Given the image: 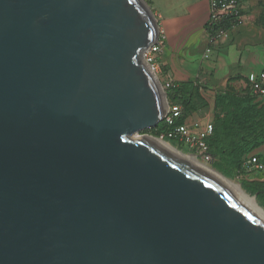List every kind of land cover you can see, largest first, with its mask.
I'll return each mask as SVG.
<instances>
[{"label":"water","instance_id":"95a60500","mask_svg":"<svg viewBox=\"0 0 264 264\" xmlns=\"http://www.w3.org/2000/svg\"><path fill=\"white\" fill-rule=\"evenodd\" d=\"M143 0H0V264H264V221L139 131L169 101Z\"/></svg>","mask_w":264,"mask_h":264},{"label":"crops","instance_id":"0c3cea01","mask_svg":"<svg viewBox=\"0 0 264 264\" xmlns=\"http://www.w3.org/2000/svg\"><path fill=\"white\" fill-rule=\"evenodd\" d=\"M152 3L164 36L162 50L156 55L164 80L173 84L196 81L203 71L202 78L207 84L227 86L232 77H241L239 81L244 82L263 71V16L249 15L246 23L232 29L229 39L216 44L207 58L210 0H152Z\"/></svg>","mask_w":264,"mask_h":264},{"label":"rangeland","instance_id":"374dc122","mask_svg":"<svg viewBox=\"0 0 264 264\" xmlns=\"http://www.w3.org/2000/svg\"><path fill=\"white\" fill-rule=\"evenodd\" d=\"M143 1L146 2L153 11V3H150L152 0ZM244 4L247 20L251 14L264 17V0H244ZM209 57L210 55L207 58ZM160 72V68L158 67L155 74L162 83L165 80L162 78ZM202 72L203 71H200L201 75L196 77L202 97L197 100V109L195 111H188L186 114V123L190 128L203 129L205 125L209 123L215 125L218 119H222L228 123L233 131L250 129L253 123H258L259 121L262 122L264 128V96L248 94L247 90L248 85H250L258 75L244 82L239 81L240 77H238V81L231 84L228 83L227 86H212L207 84L206 80L202 78ZM213 73L214 71L212 74ZM233 116L240 117L243 121L236 120ZM134 136L135 138H142L145 136L158 137L148 129L139 131ZM158 138L168 141L183 153L194 156L201 163L208 165L231 181L239 184L246 193L255 197V199L256 195L250 194L245 189V186L253 188L264 187V171H247L243 167V162L251 155H264V135L258 136V138L252 137L245 139L238 143V146L234 149V155H237V159H240L239 166L238 160L235 157L218 154L215 155L214 160L212 158L213 161L207 162L202 159L199 153L185 144L180 147L164 136L162 137L160 135Z\"/></svg>","mask_w":264,"mask_h":264},{"label":"built area","instance_id":"2783aa9c","mask_svg":"<svg viewBox=\"0 0 264 264\" xmlns=\"http://www.w3.org/2000/svg\"><path fill=\"white\" fill-rule=\"evenodd\" d=\"M243 3L242 0H210V17L207 23L208 43L205 48V57L211 54L216 44L229 38L232 29L246 23L247 17ZM163 43L164 36L160 33L158 40L143 53L145 61L151 65L154 72L159 67L156 55L162 50ZM162 85L166 90L173 85V82L165 80ZM252 91L264 95V71H261L258 78L252 82ZM181 116L182 107L169 101L162 120L168 129L161 136L177 139L199 153L205 161H211L213 157L209 152L207 139L214 131L213 124L209 123L203 129H192L187 123L177 122ZM243 167L249 171H264V162L259 157L253 156L243 162Z\"/></svg>","mask_w":264,"mask_h":264},{"label":"trees","instance_id":"16d2710c","mask_svg":"<svg viewBox=\"0 0 264 264\" xmlns=\"http://www.w3.org/2000/svg\"><path fill=\"white\" fill-rule=\"evenodd\" d=\"M150 3L152 2L150 1ZM245 80L246 79H244V81ZM236 81H238V77H232L230 78L228 83L231 84ZM200 90L201 89L197 81L175 82L172 86L166 89L167 97L170 103L179 104L182 107V116L177 120L178 123H186L187 112L195 111L197 109V100L198 98L202 97ZM247 90H248V94L264 96V95L256 94L252 91V83L248 85ZM233 117L236 120L238 119L240 121H243V119L240 117H236V116ZM213 126H214V131L212 135L209 136V138L207 139L209 152L212 155L213 160L215 155L218 154L224 156H232L237 159V155H234V149L236 146H238L239 142L252 137L258 138V136L264 135V128L261 121H259L258 123H253L250 126V129H244L240 131H233L230 125L222 119H218L215 125ZM167 129L168 126L165 124V122L162 121L156 127L149 128L148 130L152 132L155 136L159 137ZM165 138L180 147L183 146V143L177 139H172L170 137H165ZM253 156L259 157L264 162V155L253 154L248 159L252 158ZM237 160L239 166L240 159ZM252 171L258 172L256 170H252ZM245 189L250 194L256 195V200L258 204L264 208V187L253 188V187L245 186Z\"/></svg>","mask_w":264,"mask_h":264},{"label":"bare ground","instance_id":"6f19581e","mask_svg":"<svg viewBox=\"0 0 264 264\" xmlns=\"http://www.w3.org/2000/svg\"><path fill=\"white\" fill-rule=\"evenodd\" d=\"M146 138L168 155L216 178L230 192H232V194L236 197L239 202H241L254 215L264 221V208L258 204L255 197L246 193V191H244L239 184L231 181L230 179H228L215 169L209 167L208 165L201 163L194 156L183 153L182 151L174 147L171 143L162 138L154 136H146Z\"/></svg>","mask_w":264,"mask_h":264}]
</instances>
